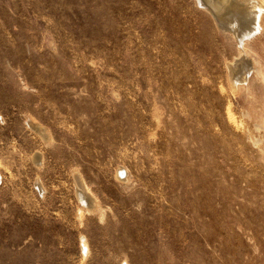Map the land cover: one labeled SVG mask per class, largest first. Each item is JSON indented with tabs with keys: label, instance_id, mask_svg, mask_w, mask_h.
I'll return each mask as SVG.
<instances>
[{
	"label": "rangeland",
	"instance_id": "1",
	"mask_svg": "<svg viewBox=\"0 0 264 264\" xmlns=\"http://www.w3.org/2000/svg\"><path fill=\"white\" fill-rule=\"evenodd\" d=\"M200 2L0 0V264H264V21Z\"/></svg>",
	"mask_w": 264,
	"mask_h": 264
},
{
	"label": "bare ground",
	"instance_id": "2",
	"mask_svg": "<svg viewBox=\"0 0 264 264\" xmlns=\"http://www.w3.org/2000/svg\"><path fill=\"white\" fill-rule=\"evenodd\" d=\"M200 1L201 6L205 7L213 18L215 17L214 19L224 31L236 35L238 39L236 41L240 45H244L247 38L257 32L264 21V5L262 3L264 0ZM243 24L246 25L243 26Z\"/></svg>",
	"mask_w": 264,
	"mask_h": 264
}]
</instances>
